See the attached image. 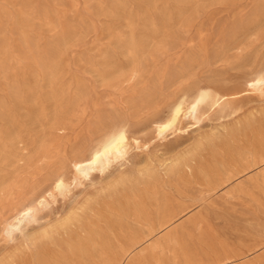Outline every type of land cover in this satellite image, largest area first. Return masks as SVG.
I'll return each mask as SVG.
<instances>
[{
	"label": "rangeland",
	"instance_id": "obj_1",
	"mask_svg": "<svg viewBox=\"0 0 264 264\" xmlns=\"http://www.w3.org/2000/svg\"><path fill=\"white\" fill-rule=\"evenodd\" d=\"M259 75L264 0H0V264H264ZM234 93L182 117L200 94L209 111ZM172 107L181 132L159 138ZM115 135L130 143L120 168L4 237Z\"/></svg>",
	"mask_w": 264,
	"mask_h": 264
},
{
	"label": "bare ground",
	"instance_id": "obj_2",
	"mask_svg": "<svg viewBox=\"0 0 264 264\" xmlns=\"http://www.w3.org/2000/svg\"><path fill=\"white\" fill-rule=\"evenodd\" d=\"M250 92L259 97H264V76L259 75L249 81ZM242 94H226L216 100L211 110L203 111L205 105V97L203 94L196 96L185 108L182 117H192L195 123H199L208 112H213L219 105L224 101H232ZM180 117V109L178 107H172L167 112V117L164 120H158L153 123V129L156 136L159 138H165L167 131L170 129L181 132L180 128H177V122ZM140 141L133 138L134 147L136 149L140 147ZM149 144L143 147L147 148ZM128 148V149H127ZM130 153V143H126L125 139L115 135L106 139L98 146H96L90 153V155L80 161H74L72 163L73 180L68 181L62 177H59L53 184L52 189L48 190L32 204L27 205L24 209L19 211L11 220H6L3 226V235L7 240H14L15 234L22 233L25 231L31 223H34L37 219L41 209L49 208L52 202H57L58 197H67L70 194L71 185H82L83 181L92 180L93 175L96 173L103 176L111 168H120L124 160H127ZM189 170L193 171V166L190 163L185 164ZM167 228V224L163 223L162 227ZM127 239V238H126ZM141 241L131 242L129 245L122 248L118 261L123 258H127L131 255L138 247H140Z\"/></svg>",
	"mask_w": 264,
	"mask_h": 264
}]
</instances>
